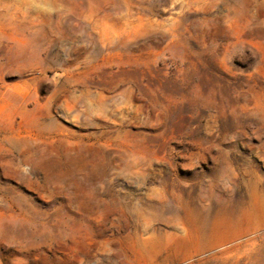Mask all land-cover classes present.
<instances>
[{"label":"rangeland","instance_id":"1","mask_svg":"<svg viewBox=\"0 0 264 264\" xmlns=\"http://www.w3.org/2000/svg\"><path fill=\"white\" fill-rule=\"evenodd\" d=\"M0 264H264V0H0Z\"/></svg>","mask_w":264,"mask_h":264}]
</instances>
